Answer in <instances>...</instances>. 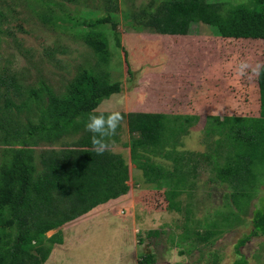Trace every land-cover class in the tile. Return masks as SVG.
<instances>
[{
  "label": "trees",
  "instance_id": "trees-1",
  "mask_svg": "<svg viewBox=\"0 0 264 264\" xmlns=\"http://www.w3.org/2000/svg\"><path fill=\"white\" fill-rule=\"evenodd\" d=\"M101 1L106 14L82 19L87 29L79 31L97 56L95 66L79 73L65 92L56 94L41 83L23 97L25 91L16 75L5 69L0 73V264H43L53 246L63 242L59 230L50 236L47 231L129 191L128 164L110 149L119 142L121 124L104 154L97 155L92 134L85 130L91 115L119 112L128 130L138 133L129 142L130 156L146 183L163 187L167 208L184 211L181 238L190 233L195 241L207 242L218 236L239 219L234 208L243 212L258 185L264 184V63L257 75L259 116L215 117L216 122L205 127L208 137L215 136L207 151L180 149L181 135L197 117L96 110L102 100L120 91V84L110 81L105 68L108 40L100 28L109 24L119 44L118 0ZM54 3L34 0L44 22L53 21L50 9ZM125 16L135 29L190 35L195 25L204 24L216 36L257 39L264 44V0H150ZM66 137L70 139L55 146ZM154 157L170 161V166L155 162ZM202 164L209 167L208 180L225 184L229 191L225 193V210L203 218L201 224V219L191 218V199ZM251 215V229L238 239L236 250L253 236L264 234V200ZM190 221L203 225L204 230L190 229ZM140 262L150 264L153 258L144 255ZM246 263L240 257L232 264Z\"/></svg>",
  "mask_w": 264,
  "mask_h": 264
},
{
  "label": "rangeland",
  "instance_id": "rangeland-1",
  "mask_svg": "<svg viewBox=\"0 0 264 264\" xmlns=\"http://www.w3.org/2000/svg\"><path fill=\"white\" fill-rule=\"evenodd\" d=\"M53 1V21L47 23L41 19L34 0H0V73L5 69L16 75L25 91L23 97L41 83L61 94L97 60L79 31L87 29L82 19L106 14L102 1ZM149 1H117L119 44L115 43L109 24L100 27L108 40L105 68L110 72V81L120 84V91L102 100L96 110L197 117L181 135L179 148L205 152L215 137H208L205 127L214 124L215 117L222 120L230 115L259 116L257 75L252 69L264 62V44L257 39L222 38L204 24L195 25L187 36L133 28L125 13L134 12ZM241 63L249 66L243 74ZM137 134L128 130L123 120L119 142L110 146L128 164L129 191L47 231L46 236H50L59 230L63 242L53 246L43 264H147L140 262L144 255L152 256L150 264H232L240 257L246 264H264V234L253 236L238 250L235 247L251 229L252 210L264 200V184L258 185L243 212L234 208L239 219L218 236L207 242L195 241L190 233L181 238L185 231L184 211L167 208L163 187L146 183L142 170L130 156L129 142ZM69 139L66 137L55 146ZM153 160L170 166V161L163 158ZM210 176L209 167L202 164L191 199V218L201 219V224L203 218H211L226 207L228 187L210 182ZM189 227L204 230L203 225L195 226L192 221ZM149 231L158 234H148Z\"/></svg>",
  "mask_w": 264,
  "mask_h": 264
},
{
  "label": "clouds",
  "instance_id": "clouds-1",
  "mask_svg": "<svg viewBox=\"0 0 264 264\" xmlns=\"http://www.w3.org/2000/svg\"><path fill=\"white\" fill-rule=\"evenodd\" d=\"M249 66L245 63L240 65V73ZM261 65H257L252 69L254 75H259ZM123 116L119 112H111L107 115H91L85 126V130L91 133V142L93 150L97 155H103L107 150L110 138L116 135V130L120 126Z\"/></svg>",
  "mask_w": 264,
  "mask_h": 264
},
{
  "label": "crops",
  "instance_id": "crops-1",
  "mask_svg": "<svg viewBox=\"0 0 264 264\" xmlns=\"http://www.w3.org/2000/svg\"><path fill=\"white\" fill-rule=\"evenodd\" d=\"M237 1H239V0H237ZM243 1H245V0H241L240 2H243ZM184 36H187V35H184ZM250 40H252V39H250ZM264 63V62H263ZM263 63H261L260 65L262 66L263 65ZM236 72V71H235ZM237 73V75L236 76H239V72H236ZM256 82H257V76H256ZM113 200V199H112ZM110 201V200H109Z\"/></svg>",
  "mask_w": 264,
  "mask_h": 264
}]
</instances>
